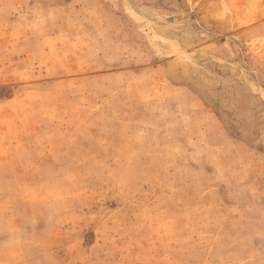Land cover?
<instances>
[{
	"label": "rangeland",
	"instance_id": "obj_1",
	"mask_svg": "<svg viewBox=\"0 0 264 264\" xmlns=\"http://www.w3.org/2000/svg\"><path fill=\"white\" fill-rule=\"evenodd\" d=\"M0 264H264V0H0Z\"/></svg>",
	"mask_w": 264,
	"mask_h": 264
}]
</instances>
